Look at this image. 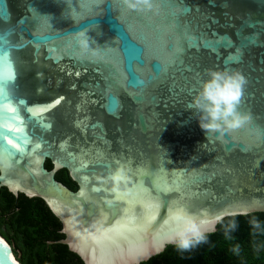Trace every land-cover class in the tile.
Instances as JSON below:
<instances>
[{"label":"water","instance_id":"1","mask_svg":"<svg viewBox=\"0 0 264 264\" xmlns=\"http://www.w3.org/2000/svg\"><path fill=\"white\" fill-rule=\"evenodd\" d=\"M220 1L217 7L233 20L229 3ZM241 1L253 9L233 39L195 33L192 19L205 17L196 0H156L152 12L128 10L123 0H0V187L46 201L65 235L50 244L67 245L84 264H139L167 245L213 232L226 216L264 213V170L243 173L225 163L241 155L253 169L264 162V127L250 114L241 128L222 136L207 134L196 117L186 120L181 125L189 133L160 139L172 149L159 147L135 166L129 158L102 159L101 147L110 144L105 119H125L124 98L137 106V127L145 134L142 111L156 104L151 89L179 70L186 52L222 57L228 71L252 50L260 51L259 64L264 61V0ZM81 32L88 49L78 43ZM185 92L191 97L192 90ZM63 115H71L83 135L91 131V145L101 148L91 163L87 154L59 143L67 156L62 165L80 175L76 191L43 167L51 144L46 135ZM206 148L222 154L216 159L221 168L198 156ZM98 172L105 177L86 176ZM0 240L10 250L0 243V264H21Z\"/></svg>","mask_w":264,"mask_h":264},{"label":"flooded vegetation","instance_id":"2","mask_svg":"<svg viewBox=\"0 0 264 264\" xmlns=\"http://www.w3.org/2000/svg\"><path fill=\"white\" fill-rule=\"evenodd\" d=\"M226 1L229 3L227 9L230 14L234 16L233 20H229V16H224L220 8L217 7V5L221 4L220 0L212 1L213 6L208 5L205 0H196L201 12L205 14L202 20L197 18L192 19L193 24L196 26V34L199 33L207 38H212L213 32L233 35L235 30L240 28V20L243 18L244 14H247L253 9V5L241 0H239V3H235L232 0ZM232 37L234 39V35ZM220 52L221 55L225 56L229 52L233 53V50H221ZM259 52L260 51L252 50L249 55L245 54L244 59H242L243 61L239 64L229 65L228 67L233 70H239L246 78V85L242 97L243 102L241 103L243 106L240 108L241 112L250 114L257 123L262 124L264 127V61L260 64L257 62L258 57H260ZM221 58L216 59L214 55L204 50H191L186 52L183 56L184 63L179 70H177L178 68L175 69V71L170 74L172 75L171 78L168 76L165 80L159 81V83L151 89L156 104L153 106L149 105L142 111L148 126V131H146L145 134L140 132L137 127L135 117L138 115L136 114L138 110L137 106L123 98L127 110V113L122 115L125 119L120 121L105 119L104 121L106 122V136L110 141V148L109 146L101 147L102 159L112 160L115 158L118 162L125 163L126 158H129L131 160V166H135L146 158L149 160L151 155L155 156L159 147L172 149V147L160 143V139L169 135L171 139H168V141L172 142V135L176 132L189 133L187 128L181 124L186 120L194 118L189 112L190 100L194 93L200 88L207 69H225ZM185 90H192L191 97L185 94ZM62 109L63 108H60L59 112H61ZM54 115H57V113H54ZM68 118L73 119L71 115L55 117L54 126L51 128V132L46 135V140L51 144L50 148L47 149L49 156L44 157L43 167L47 171L53 173V177L57 182L70 190L76 191L80 184L78 182L80 180V175L77 174L75 176L77 178L76 180L71 171L62 165L63 160H66L67 156L60 150L61 147L59 143H68V152L78 154V152L82 151V153L87 154L86 159L91 163L97 160V154L100 152L99 149L101 150V148H99L97 152V149L91 145L93 142V139H90L91 131L83 135L74 127L72 120ZM88 125L89 124H87V126ZM118 128H120L122 132H119ZM147 143L151 145L150 148L147 147ZM41 152H44L43 149L38 153ZM221 155L222 154L217 151H211V148L203 149L201 154L198 153V156H201L203 161H205V159L213 160V162H208V165L209 167L215 168H221L220 162L216 161ZM225 163L227 167L234 168L236 171H241L243 173H248L250 170H257L259 172L264 170V162L260 163L258 169H253L254 163L251 160L247 161V156L244 155H241L239 160H226ZM89 168L91 167H88V169ZM86 176H89L90 179H102L105 177L99 172L95 173L94 176L92 173H88ZM72 187L75 188L73 189Z\"/></svg>","mask_w":264,"mask_h":264},{"label":"trees","instance_id":"3","mask_svg":"<svg viewBox=\"0 0 264 264\" xmlns=\"http://www.w3.org/2000/svg\"><path fill=\"white\" fill-rule=\"evenodd\" d=\"M0 236L21 264H84L67 245L50 244L65 235L44 199L5 186L0 187ZM139 264H264V213L226 216L213 232L167 245Z\"/></svg>","mask_w":264,"mask_h":264},{"label":"clouds","instance_id":"4","mask_svg":"<svg viewBox=\"0 0 264 264\" xmlns=\"http://www.w3.org/2000/svg\"><path fill=\"white\" fill-rule=\"evenodd\" d=\"M123 4L131 11L156 10V0H123ZM79 37V45L88 49L87 33L81 32ZM245 85L246 78L239 70L209 68L200 88L190 100L189 112L198 119L199 126L207 134L215 132L222 136L241 128L250 119L248 114L239 110Z\"/></svg>","mask_w":264,"mask_h":264},{"label":"bare ground","instance_id":"5","mask_svg":"<svg viewBox=\"0 0 264 264\" xmlns=\"http://www.w3.org/2000/svg\"><path fill=\"white\" fill-rule=\"evenodd\" d=\"M0 243H1L2 248H3L6 252L10 253L9 248H8L6 245H4L5 243H3L2 240H0Z\"/></svg>","mask_w":264,"mask_h":264},{"label":"snow or ice","instance_id":"6","mask_svg":"<svg viewBox=\"0 0 264 264\" xmlns=\"http://www.w3.org/2000/svg\"><path fill=\"white\" fill-rule=\"evenodd\" d=\"M121 178H122V177H120V176H116V177H115V179H117V180H119V179H121ZM153 224L156 225V222H153ZM157 226H158V225H157ZM150 227H152V226H150ZM153 230H154V228H153ZM185 246H187V245H185Z\"/></svg>","mask_w":264,"mask_h":264}]
</instances>
